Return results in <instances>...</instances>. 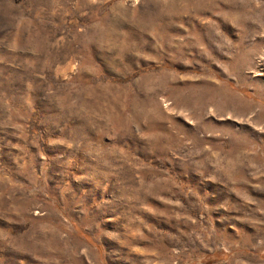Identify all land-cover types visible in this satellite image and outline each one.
I'll use <instances>...</instances> for the list:
<instances>
[{"label":"rangeland","instance_id":"rangeland-1","mask_svg":"<svg viewBox=\"0 0 264 264\" xmlns=\"http://www.w3.org/2000/svg\"><path fill=\"white\" fill-rule=\"evenodd\" d=\"M0 264H264V0H0Z\"/></svg>","mask_w":264,"mask_h":264}]
</instances>
